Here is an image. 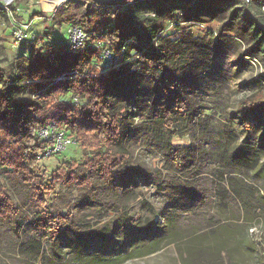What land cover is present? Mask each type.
Here are the masks:
<instances>
[{
  "label": "trees",
  "instance_id": "obj_1",
  "mask_svg": "<svg viewBox=\"0 0 264 264\" xmlns=\"http://www.w3.org/2000/svg\"><path fill=\"white\" fill-rule=\"evenodd\" d=\"M226 1L230 0H137L114 4L69 0L50 15L32 14V19L44 18L47 32L31 44L28 57L9 59L5 41L0 37V166L4 177L0 180V219L17 230L14 220L23 215L26 204L45 208L47 197L52 195L54 210L36 211L30 218L31 224L48 239L55 238L63 229L74 228L77 240L87 244L80 234L81 228L72 221L71 194L55 192V179L46 180L41 168L51 142L44 140L39 132L52 123H57L73 138L74 146L81 145L84 161L75 168L69 166L71 170L66 175V181H76L77 197L88 198L96 212L101 211L102 200L111 214L120 211L115 190L127 183V175L132 172L127 170L129 155L123 147L125 118L112 107L110 97L130 100L135 89L129 82L125 84V78L116 80L115 75L126 76L132 68L144 75H154L163 101H168L167 106L155 112L151 131L155 140L164 143L168 170L179 173L187 168L186 149L171 146L174 137L184 138L188 134L185 88L175 77H186L194 67L205 69L209 61L201 43L196 46L186 36L176 37L168 30L167 23L176 20L179 26L185 22L216 20ZM235 1L242 4L241 11L247 14L238 21L236 32L237 40L245 46L243 56L254 57L264 74V0L249 4ZM0 13L8 19L5 11L0 9ZM70 26H78L87 34L85 48L72 49L66 32L64 38L57 35ZM210 40L214 41L213 35ZM105 52L118 60L116 66L109 65ZM132 52L137 59L128 62ZM258 86L257 91L237 105L246 128H254L246 120L248 114L260 116L261 130L253 132L257 134L256 143L237 144L239 135L226 127L217 153L222 176L228 175L227 193L242 210L246 224L253 222L258 209H264V196L243 175L245 172L253 178H264V162L260 163L264 158V80ZM89 171L97 173L99 180L88 178ZM132 171L138 174L136 165ZM192 172V177L200 175L198 170ZM110 173H115L117 179L109 176ZM98 183L103 186L100 191ZM9 192L14 194L19 206H15ZM110 230L106 225L91 229L90 238L103 239ZM41 249V242L34 240L20 243L18 250L22 255L37 256ZM156 251L151 249L147 255Z\"/></svg>",
  "mask_w": 264,
  "mask_h": 264
},
{
  "label": "rangeland",
  "instance_id": "obj_2",
  "mask_svg": "<svg viewBox=\"0 0 264 264\" xmlns=\"http://www.w3.org/2000/svg\"><path fill=\"white\" fill-rule=\"evenodd\" d=\"M40 1L17 0L10 8L14 19H23L18 10L50 15L65 0ZM226 2L216 20L179 26L176 20L167 23L176 37L186 36L196 46L201 43L209 61L205 69L194 67L186 77H175L185 88L188 134L184 138L174 137L171 146L186 149L188 167L179 173L168 170L164 143L151 135L155 112L168 105V101H163L158 79L135 68L126 76L116 74V80L125 78V84L129 82L135 89L128 101L110 97L112 107L125 118L123 147L129 155L127 170L132 172L127 175V183L115 190L120 211L111 214L102 200V209L96 212L88 198L77 197L76 181H66V175L71 170L69 166L75 168L84 160L80 144L69 146L62 154L46 158L41 168L46 180L55 179V192L71 194L72 221L81 228L80 234L87 244L77 240L74 228L63 229L55 238L48 239L31 224L30 218L36 211L54 210L50 195L45 208L26 204L23 215L14 220L17 230L0 219V264H264V209L256 211L257 217L251 224L245 223L242 210L227 193L228 175L222 176L217 160L223 128L229 127L239 135L237 144L256 143L257 134L253 132L261 130L260 116L248 114L246 120L254 128H246L237 105L257 91L264 80L259 62L243 56L245 46L237 40L238 21L247 14L241 11L240 2ZM8 27V19L0 13V34ZM62 32L57 35L64 38L66 29ZM211 35L214 41L210 40ZM132 55L128 62L137 59L134 52ZM263 162L264 158L260 160ZM134 165L138 174L132 171ZM192 169L200 175L192 177ZM87 175L91 180H99L95 172L89 171ZM110 175L117 179L115 173ZM243 175L264 196V178H253L245 172ZM3 179L0 166V180ZM97 187L100 191L103 186L98 183ZM8 196L19 206L12 192ZM104 225L111 227L108 236L90 238L89 230ZM34 240L41 242L39 255L19 253L20 243ZM154 248L157 251L147 255Z\"/></svg>",
  "mask_w": 264,
  "mask_h": 264
},
{
  "label": "built area",
  "instance_id": "obj_3",
  "mask_svg": "<svg viewBox=\"0 0 264 264\" xmlns=\"http://www.w3.org/2000/svg\"><path fill=\"white\" fill-rule=\"evenodd\" d=\"M17 0H0V9L6 12L8 20L13 23V25L17 23V21L13 18L11 14L10 8L15 6ZM30 2L40 3V0H29ZM69 1L65 0L64 2ZM245 4L251 3L253 0H241ZM63 2V3H64ZM56 10V9H55ZM54 10V11H55ZM51 11V12H54ZM14 37L17 41L21 42L25 40L27 35H25L24 28L17 29L14 33ZM36 35L29 36V43L32 44L37 40ZM66 38L68 44L72 47V49H82L86 47L87 34L78 26H70L66 31ZM61 44V42H59ZM106 57V61L111 66H116L118 64V60L111 56L108 52L104 53ZM73 102L76 103L77 100L73 99ZM39 135L47 141L51 142V148L46 151L44 154V158H50L52 156L62 154L69 146L74 145V140L71 136L67 135L66 131L59 127L57 123H52L50 126L43 128L40 130ZM252 232V231H251Z\"/></svg>",
  "mask_w": 264,
  "mask_h": 264
},
{
  "label": "crops",
  "instance_id": "obj_4",
  "mask_svg": "<svg viewBox=\"0 0 264 264\" xmlns=\"http://www.w3.org/2000/svg\"><path fill=\"white\" fill-rule=\"evenodd\" d=\"M18 11L21 12L23 19L18 21L16 25L15 24L13 25V23L8 20V22L10 23V27L4 30L3 35L0 34V37L3 38V40L5 41L4 47L9 58H14V59L19 57H28L30 55L31 44L29 43V39H28L29 36L32 35L41 36L45 32H47L44 18L32 19L31 12L24 10H18ZM21 28H24L25 35H27V37L25 38V40L19 42L15 39L14 33L16 32L17 29H21Z\"/></svg>",
  "mask_w": 264,
  "mask_h": 264
},
{
  "label": "water",
  "instance_id": "obj_5",
  "mask_svg": "<svg viewBox=\"0 0 264 264\" xmlns=\"http://www.w3.org/2000/svg\"><path fill=\"white\" fill-rule=\"evenodd\" d=\"M91 1L93 3H97V4H114V3H118V2H122V1H137V0H91ZM57 8H56V10H57Z\"/></svg>",
  "mask_w": 264,
  "mask_h": 264
}]
</instances>
